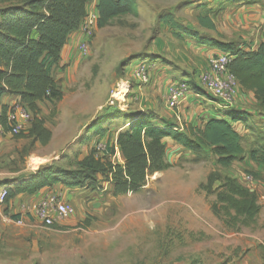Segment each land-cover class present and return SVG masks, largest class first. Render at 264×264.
Returning <instances> with one entry per match:
<instances>
[{"label": "rangeland", "instance_id": "1", "mask_svg": "<svg viewBox=\"0 0 264 264\" xmlns=\"http://www.w3.org/2000/svg\"><path fill=\"white\" fill-rule=\"evenodd\" d=\"M208 1L137 0V16L124 15L97 27L72 79L61 86L62 98L43 107L44 125L54 134L53 141L42 145L27 130L20 138L0 136V189L43 165L74 167L90 151L89 142L99 122L119 117L121 111H134L141 100L149 104L146 92L132 89L135 70L143 67L147 71L148 82L135 78L148 85L157 59L168 68L175 66V61L150 48L158 35L159 16L171 10L174 20L188 28L182 21L194 20L198 8ZM178 72L171 70L167 75ZM179 73L182 78L172 82L193 80L194 73ZM110 97H116L114 105L108 104ZM16 103L24 106L18 100L9 107ZM261 116L251 119L248 115L241 126L234 123L244 152L230 166L218 165L208 149L193 152L165 142L168 168L149 170L137 192L113 195L110 183H103L101 192L76 190L75 212L61 225L44 226L28 197L0 203V264H264V166L249 158L252 149L264 154ZM87 118L90 123L81 129ZM114 160L124 163V158ZM215 171L235 177L255 192L260 211L254 223L230 227L213 215L209 205L214 195L206 194L202 185ZM14 214L20 215L22 224L14 223Z\"/></svg>", "mask_w": 264, "mask_h": 264}, {"label": "trees", "instance_id": "2", "mask_svg": "<svg viewBox=\"0 0 264 264\" xmlns=\"http://www.w3.org/2000/svg\"><path fill=\"white\" fill-rule=\"evenodd\" d=\"M90 1L0 0V97L12 94L30 110L33 118L26 133L42 145L50 141L51 131L44 125L38 102L55 103L62 98L59 81L51 72L59 61L68 35L77 29ZM257 1L260 0H252L249 4ZM96 9L98 28L115 18L138 14L136 0H97ZM204 17H208L207 14L197 17L200 24L214 28L212 21H203ZM159 21L171 28L176 37H181L182 33L193 37L198 44L230 53L228 71L242 90L254 93L264 112V41L254 50L250 47L243 50L235 41L199 36L196 31L174 20L171 12L160 15ZM194 77L195 73L189 82L192 93L214 98L195 82ZM11 109L9 105L0 106V125L5 132L9 130L7 114ZM220 111V118H209L200 125L183 124L182 127L151 111H121L128 122L127 128L121 130L116 138V145L124 158L123 164L107 158L114 155V145L106 143L101 150L102 155L93 146L72 168L43 165L25 179L3 187L6 189L3 203H8L18 194H34L58 183L101 192L102 182L108 181L113 195L137 192L149 170L160 171L170 166L165 161L164 138H170L193 152L208 149L218 165L228 167L243 155L242 137L233 125L243 122L247 115L234 105L222 106ZM20 134H16V138H20ZM249 158L264 166V154H258L256 149L249 151ZM202 189L206 194L214 195L209 208L223 223L230 227L254 223L260 211L257 196L235 177L211 172ZM11 218L18 219L20 215L14 214Z\"/></svg>", "mask_w": 264, "mask_h": 264}, {"label": "crops", "instance_id": "3", "mask_svg": "<svg viewBox=\"0 0 264 264\" xmlns=\"http://www.w3.org/2000/svg\"><path fill=\"white\" fill-rule=\"evenodd\" d=\"M198 3L200 4L201 1H198ZM89 4L90 6H96L97 0H91ZM207 11H211V13L208 14ZM168 12L173 13L171 10ZM204 14H207L208 17H204L203 21H212L214 28L211 29L204 24H200L197 17L200 15L204 16ZM263 14L264 0L250 4L237 2L234 4L222 3V5L218 3V0H209L205 7L198 8L194 20H184L182 23L191 30L196 31L199 36L219 38L223 41H235L238 43V47L243 50L249 49L248 47L254 50L264 41ZM178 18L182 19V16L179 15ZM158 29V35L154 37L150 48L160 53L162 58H169L175 61V66L173 69L168 68L167 65L162 63L161 59V61L157 59L159 62L155 61L153 63L154 68L151 74L152 82L148 85L140 84V81L135 78L136 76L133 77L132 89H136L138 93H143L142 91H144L150 96L149 104L142 103L141 100V102L135 105L134 110L152 111L158 117L180 127H182L183 124L200 125L209 118L222 117L218 112L222 109L221 104L214 98L206 95H198L195 93L187 94L173 110H170L166 106L163 95L165 96L174 78H182L177 76V74H180L179 72L200 73L205 71L208 68L209 59L222 51L218 48L198 44L189 36H182L179 39L175 38L172 36L174 31L161 22L158 23ZM85 39L84 33L76 29L68 35L65 44L61 48L59 61L54 66L51 73L52 76L59 81L58 86L62 92L63 85L72 79V75L79 65L81 55L79 54L78 44ZM171 70H178L179 72L177 74L167 75ZM157 98H162L160 104ZM18 100V97L6 93L0 97V106L2 104L9 105L11 102H16ZM51 104L52 103L49 101L38 102L41 116L45 114L43 107L46 105L50 106ZM233 105L234 108L242 111L247 116L250 115L251 119L262 118L263 116L261 115H264V112L261 110L254 97V93L252 91L242 90L239 85L235 87ZM123 115L124 114L121 113L118 115L119 117H106L98 123L95 127L92 139L89 142L88 151L93 146L99 145L104 147L105 144L108 143L109 145H114L115 153L107 158L113 162H115V157L119 160H123L120 149L116 145L117 134L128 126V122ZM90 121L91 119L89 118L84 120L83 126H80L81 129L85 128ZM239 124L240 126L242 125V123ZM53 137L54 134L51 133L50 141H53ZM168 141L175 143L170 138H164V142ZM99 154L102 155L103 152L100 151ZM29 174L22 179L28 177ZM103 183H108V185L111 186L108 181H103L102 184ZM79 189L83 190V192L90 191V189L68 187L62 183H58L52 187H44L34 194H18L15 197H28L31 202L34 203L46 196L55 195L60 200L73 203L75 199L74 193Z\"/></svg>", "mask_w": 264, "mask_h": 264}, {"label": "built area", "instance_id": "4", "mask_svg": "<svg viewBox=\"0 0 264 264\" xmlns=\"http://www.w3.org/2000/svg\"><path fill=\"white\" fill-rule=\"evenodd\" d=\"M90 5V4H89ZM86 9L85 16L80 21L77 29L81 30L86 39L78 44L80 55L88 50L89 39L97 28L98 12L96 6H89ZM264 24V14L262 17ZM231 59L228 52H220L208 61V68L205 71L195 74V82L207 93L213 96L223 107H228L234 103V92L237 86L233 75L228 71L227 64ZM135 75L142 81L148 82L147 71L143 67L135 70ZM190 84L184 80L172 82L165 94V101L170 108H175L185 98L191 94ZM116 97H110L109 105L116 103ZM32 121V113L29 109L19 104H15L7 114V124L9 130L4 132L0 126V136L2 134L16 135L26 132L29 123ZM28 126V127H27ZM96 149L101 151L103 147L97 145ZM6 189H0V203L4 202ZM31 209L35 217L46 227H52L55 224L61 225L62 221L72 216L75 212L74 205L68 201L58 199L55 195L46 196L40 201L34 202ZM22 218L15 219V224H22Z\"/></svg>", "mask_w": 264, "mask_h": 264}]
</instances>
